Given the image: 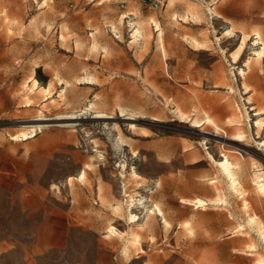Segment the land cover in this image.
I'll use <instances>...</instances> for the list:
<instances>
[{"label":"rangeland","instance_id":"374dc122","mask_svg":"<svg viewBox=\"0 0 264 264\" xmlns=\"http://www.w3.org/2000/svg\"><path fill=\"white\" fill-rule=\"evenodd\" d=\"M156 1L0 0V264L264 259V195L256 188L264 177V126L256 127L264 125V63L252 34L264 32V0ZM135 23L153 35L149 44L133 41ZM195 40L211 46L206 55ZM247 62L257 75L244 83L238 69ZM214 67L223 71L219 81ZM174 68L191 79L175 82ZM177 93L221 108L183 120L171 102ZM97 111L112 118H92ZM72 115L78 119H62ZM208 116L228 138L201 126ZM239 128L244 140H229ZM236 157L242 197L218 166ZM81 172L83 180L68 182ZM196 199L206 205L196 208ZM154 204L170 227L150 214Z\"/></svg>","mask_w":264,"mask_h":264},{"label":"bare ground","instance_id":"6f19581e","mask_svg":"<svg viewBox=\"0 0 264 264\" xmlns=\"http://www.w3.org/2000/svg\"><path fill=\"white\" fill-rule=\"evenodd\" d=\"M194 6V5H193ZM192 6V7H193ZM189 7H190V5H189ZM195 8V7H194ZM214 8V7H213ZM192 9V8H191ZM215 9V8H214ZM213 13L215 12V11H213V9H210ZM197 11V10H196ZM193 12H195V10L193 11ZM192 14V13H191ZM195 14V13H194ZM193 14V15H194ZM215 15H216V12L214 13ZM196 15V14H195ZM193 17V16H192ZM195 18V17H194ZM217 18H221V16H219V15H217ZM185 19H187V18H185ZM147 22H148V20H147ZM157 23V22H156ZM156 23H154V26L156 27V28H158V25L156 24ZM149 24V23H148ZM159 24V23H158ZM150 25V24H149ZM148 25V26H149ZM145 26H146V24H145ZM141 26L140 25H138V24H136L135 23V25L133 26V28H132V38H133V41H135V42H137L138 41V38L139 39H142L143 41H144V43H146V44H149L151 41V38L153 37V35H152V37H151V33L149 32V31H147V30H144V32H142V30H141V28H140ZM143 27V26H142ZM154 27V28H155ZM148 28V27H147ZM146 28V29H147ZM149 29V28H148ZM233 29V28H232ZM155 30V29H154ZM162 29H160V31H159V33H158V35H157V44H158V47L160 48V51L162 52V54H163V56L164 57H166V55L168 54V51H167V47L165 46V43H164V40H163V33H162V31H161ZM235 32V31H234ZM244 33V32H243ZM246 34V36H244V34H243V36L241 37L242 39H241V42H240V44H239V46H238V49H237V51L235 52V53H231L230 54V60H229V64H230V66H234V65H237L238 64V62H239V59H240V56H241V53H242V51H243V49H244V47H245V45H246V41H247V39H249V34L248 33H245ZM249 36H248V35ZM253 34V36H254V41H253V45H259L260 46V50L256 53V55H257V57H256V59L258 60L257 61V64H260V65H262V63H264V32H260V31H255V32H253L252 33ZM233 36H234V33L230 30V29H227L225 32H224V34H223V38L224 39H227V40H229V39H231V38H233ZM252 36V35H251ZM93 37H95V36H93ZM60 39H65L62 35H60ZM93 39V38H92ZM253 39V38H252ZM206 42V41H205ZM145 45V44H144ZM194 46H195V49H196V51L199 53V54H205L206 52H208L209 50H210V48H211V46L209 45V44H207V42L206 43H200V42H198V41H196L195 40V42H194ZM96 47H97V42H96V40L95 39H93L92 40V45H91V48L92 49H96ZM148 47V46H147ZM206 55V54H205ZM250 62V61H249ZM249 62H247L246 64H245V67H246V70H244V69H238V76L241 78V80L245 83V82H247L249 79H250V77H252L253 75H257V71L251 66V62L249 63ZM259 62V63H258ZM253 64V63H252ZM166 66H167V64H166ZM166 68V67H165ZM224 70V69H223ZM172 77H173V80L175 81V82H180V81H186V80H188V79H191V74H189V72H184L183 70H181V71H178L177 70V68H174V69H172ZM213 73V72H212ZM193 76V75H192ZM91 78V77H90ZM209 78V77H208ZM214 78L215 79H218V80H216V81H219V79H221V78H223V71H222V69L220 68V67H214ZM213 78V79H214ZM211 79V78H210ZM30 80H32V79H30ZM29 80V81H30ZM260 80H262V79H260ZM222 81V80H221ZM225 82V81H224ZM262 82H264V81H262ZM221 83V82H220ZM220 83H219V85H220ZM37 81L35 80V79H33L32 80V85H31V87L30 88H34L35 89V87H37ZM256 84H258V83H256ZM217 85H218V83H217ZM218 85V87H220ZM222 85V84H221ZM243 85V84H242ZM215 86V85H214ZM244 86H246V85H244ZM223 87V86H222ZM249 87V86H248ZM29 88V89H30ZM247 89V88H246ZM250 89V88H249ZM254 89V88H253ZM250 90H252V89H250ZM248 91V90H247ZM257 97V96H256ZM259 97H260V95H259ZM261 99V98H260ZM29 101H30V99H29ZM171 102L173 103V106H175V111H176V113H177V115L181 118V119H189L190 118V116H192L193 114L192 113H194V115L197 117L200 113H204V114H207L208 112H211L212 110H217L218 108H221L220 106H219V103H217L216 101H213V100H211V98H209V97H204V96H201V94H200V98L197 100V102H194L193 100H187L184 96H182V95H180V94H178L177 93V95L175 96V97H173V98H171ZM28 103V102H27ZM171 103V104H172ZM89 105H88V107H86L87 109H88V111L87 112H89L90 110H92L93 108H94V103H92V102H90V103H88ZM230 104V103H229ZM228 104V105H229ZM169 105V104H168ZM221 105V104H220ZM170 106H172V105H170ZM230 106V105H229ZM238 108V107H237ZM239 109V108H238ZM234 110V109H233ZM121 112H123V111H121ZM262 112H264V110H262ZM259 109L258 110H256L255 111V113H256V115H261V113H262ZM84 113V112H83ZM82 114V113H81ZM94 116L92 117V118H94V119H110V118H112V116L110 115V114H107V113H104V112H99V111H97V112H94ZM190 114H192V115H190ZM212 114V113H211ZM71 115V114H70ZM69 115V116H70ZM73 115H75V114H73ZM72 115V116H73ZM209 115V114H208ZM68 117V116H66V117H64V118H62V119H69V120H76V119H78L77 117H75V116H73V117ZM211 117V116H210ZM240 117V116H239ZM239 117H238V119H233V120H230L229 121V123L231 124V125H234V124H240V120H239ZM58 118V117H57ZM59 119V118H58ZM61 119V118H60ZM205 119V118H204ZM213 119V118H212ZM211 118H209V116L208 117H206V120L203 122L202 120H200V121H202L203 122V124H201L202 122H199L196 118H195V124L196 123H200L201 124V126H205L204 127V129L205 130H211V127H213L214 129H216V133H217V131H220V132H222L223 133V135H222V138H228V133H227V131L225 130V129H223V128H221L222 126H219V124H217V123H219V122H215V121H213ZM41 120H45V119H35V121H41ZM124 120H129V121H131V120H134L130 115H128ZM193 120V119H192ZM193 122V121H192ZM199 125V124H198ZM240 126V125H239ZM262 126H264V125H262L261 123H260V121H256V127H257V131H258V133H260L259 132V130H261V128H262ZM34 128V127H33ZM232 128V127H231ZM213 131V130H212ZM221 133V134H222ZM217 135V134H216ZM244 136H245V132L242 130V129H237L236 131H235V133H233L232 135H230L229 136V140H231V141H234V142H238L239 141V139H243L244 138ZM22 137L24 138H26V134H23L22 135ZM203 139H205V138H203ZM244 140V139H243ZM120 141V143H122V140L120 139L119 140ZM115 143V142H114ZM122 145V144H121ZM120 146V145H119ZM262 147H264V143H262ZM98 150V149H97ZM230 152V151H229ZM198 157V156H197ZM196 157V158H197ZM195 158V157H194ZM193 158V159H194ZM241 158H243V157H241ZM99 159V158H98ZM236 164L235 165H233L230 161H228V160H224V161H222V162H219L218 163V166H219V171H220V173L228 180V182H229V186H230V188L237 194V195H239V196H243V190H244V188H243V190H242V185H241V183H240V181H239V179H238V177H237V174H236V170L237 169H240L241 167H242V165H243V162H242V160L241 159H239V158H237L236 157ZM195 163V162H194ZM255 163V162H254ZM84 170H86V169H88V165H85V167L83 168ZM260 175V174H259ZM261 175L260 176H257V179H258V181L256 182V188H257V193H258V195H264V181H262L261 180ZM262 178H264V177H262ZM73 179H76V180H83L84 179V172H81V173H79L78 174V176L76 177V178H74V177H69L68 178V182L69 183H71V182H73ZM67 181V180H66ZM215 181V180H214ZM68 183V184H69ZM230 189V190H231ZM246 192V191H245ZM260 193V194H259ZM194 205H196L197 207L196 208H199V207H204L205 205H206V203H205V201H203L202 199H196L195 201H194ZM151 206V205H150ZM154 206H155V208L154 209H152L151 211H150V214H152V212H153V214H157L159 217H161V219H162V223L164 224V226L165 227H170L171 226V224H170V222L165 218V216H164V213H163V211L160 209V207H158L157 205H155L154 204ZM246 207V206H245ZM134 216L135 215H132V219L134 218ZM257 218V217H256ZM251 221L253 222L254 221V218H252L251 219ZM187 224V223H186ZM240 228V227H239ZM242 228V227H241ZM110 230H112V229H110ZM260 230L262 231V236H264V227H260ZM114 232V231H113ZM249 249H253V251H254V246H249ZM256 263L257 264H264V259H259V260H257L256 261Z\"/></svg>","mask_w":264,"mask_h":264},{"label":"built area","instance_id":"2783aa9c","mask_svg":"<svg viewBox=\"0 0 264 264\" xmlns=\"http://www.w3.org/2000/svg\"><path fill=\"white\" fill-rule=\"evenodd\" d=\"M145 5L149 4V5H152V6H158V3L156 0H141ZM120 7L121 8H124L125 7V3H121L120 4Z\"/></svg>","mask_w":264,"mask_h":264},{"label":"crops","instance_id":"0c3cea01","mask_svg":"<svg viewBox=\"0 0 264 264\" xmlns=\"http://www.w3.org/2000/svg\"><path fill=\"white\" fill-rule=\"evenodd\" d=\"M121 3H125V2H121ZM132 16V15H131Z\"/></svg>","mask_w":264,"mask_h":264}]
</instances>
